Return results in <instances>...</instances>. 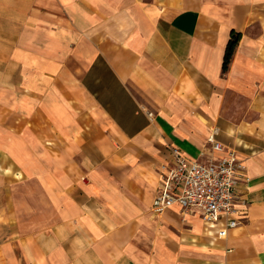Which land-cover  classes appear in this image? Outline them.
<instances>
[{"label": "crops", "instance_id": "obj_1", "mask_svg": "<svg viewBox=\"0 0 264 264\" xmlns=\"http://www.w3.org/2000/svg\"><path fill=\"white\" fill-rule=\"evenodd\" d=\"M214 130L244 167L224 238L152 210ZM0 264H264V0H0Z\"/></svg>", "mask_w": 264, "mask_h": 264}, {"label": "built area", "instance_id": "obj_2", "mask_svg": "<svg viewBox=\"0 0 264 264\" xmlns=\"http://www.w3.org/2000/svg\"><path fill=\"white\" fill-rule=\"evenodd\" d=\"M214 130L207 137L204 159L190 158L180 149H170L171 160L159 173L152 210L162 213L177 204L182 213L197 212L204 225L218 238L247 218L246 202L237 195L241 160L232 151L215 157L223 149Z\"/></svg>", "mask_w": 264, "mask_h": 264}, {"label": "trees", "instance_id": "obj_3", "mask_svg": "<svg viewBox=\"0 0 264 264\" xmlns=\"http://www.w3.org/2000/svg\"><path fill=\"white\" fill-rule=\"evenodd\" d=\"M239 37H240V34H238V33L233 32L231 34V38L227 44L225 55H224V60H223V65H222L223 72H225L228 68V65H229V62L231 60L235 45L237 44Z\"/></svg>", "mask_w": 264, "mask_h": 264}]
</instances>
